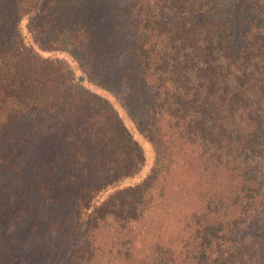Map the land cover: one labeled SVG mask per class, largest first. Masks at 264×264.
I'll use <instances>...</instances> for the list:
<instances>
[{"label": "trees", "instance_id": "1", "mask_svg": "<svg viewBox=\"0 0 264 264\" xmlns=\"http://www.w3.org/2000/svg\"><path fill=\"white\" fill-rule=\"evenodd\" d=\"M91 89L153 152L142 181L98 203L145 159ZM33 144L43 177L32 188L60 211L71 247L91 252L103 227L138 222L188 150L211 182L179 264H264V0H0L1 180ZM5 201L0 264H15L2 252ZM173 253L158 248L155 264H175Z\"/></svg>", "mask_w": 264, "mask_h": 264}, {"label": "rangeland", "instance_id": "2", "mask_svg": "<svg viewBox=\"0 0 264 264\" xmlns=\"http://www.w3.org/2000/svg\"><path fill=\"white\" fill-rule=\"evenodd\" d=\"M24 25V21L18 25L21 35L26 33ZM62 57L69 61L73 69H77L66 56ZM91 91L105 96L118 109L123 123L143 149L145 159L138 174L101 192L95 200L98 203L114 190L142 181L151 168L153 152L150 145L136 133L124 111L108 94L98 89ZM41 158L42 152L33 144L27 159L19 164L20 174L8 176L7 181L0 179V185L4 187L0 194L7 192L12 196L11 207H14L9 215L14 221L11 224L5 223L6 217L1 220L7 233L2 244V252L6 258L15 264H155L158 261V248H162L174 251L175 264H179L181 259L177 254H182L184 247L190 243L188 241L193 228L190 216L203 204V198L200 197L204 189L202 187L211 182L201 175L200 164L194 160L193 153L186 150L163 179H157L149 191L151 200L138 222H131L123 230L109 224L97 233L89 246L93 255L87 251L85 242H76L74 247L68 244L65 232L59 230L64 223L60 211L52 208V202L48 204L40 200L36 190L32 188L43 177L39 168H42ZM6 195L0 199L2 208L10 206L5 201ZM81 247L82 252L76 254L77 248Z\"/></svg>", "mask_w": 264, "mask_h": 264}]
</instances>
